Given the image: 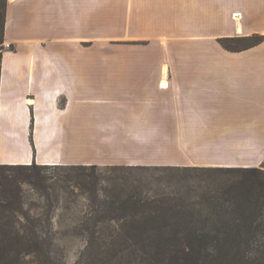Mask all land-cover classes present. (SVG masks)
I'll return each instance as SVG.
<instances>
[{
	"label": "crops",
	"instance_id": "obj_1",
	"mask_svg": "<svg viewBox=\"0 0 264 264\" xmlns=\"http://www.w3.org/2000/svg\"><path fill=\"white\" fill-rule=\"evenodd\" d=\"M94 13L95 0H6L0 164L264 162V40L218 52L240 66L204 62L207 39L264 35V0H134V38H147L134 66L93 65L82 44L95 38ZM175 38L202 49L178 60ZM79 139L92 151L79 153ZM152 140L197 141L169 142L159 155Z\"/></svg>",
	"mask_w": 264,
	"mask_h": 264
},
{
	"label": "trees",
	"instance_id": "obj_2",
	"mask_svg": "<svg viewBox=\"0 0 264 264\" xmlns=\"http://www.w3.org/2000/svg\"><path fill=\"white\" fill-rule=\"evenodd\" d=\"M6 0H0V69ZM262 36L218 38L231 51ZM231 42L246 41L243 47ZM74 171L86 187L87 211L76 234L74 264H258L264 261V169L261 166L111 165L160 169L165 176L117 175L97 186L96 164H0V264H68L56 247L49 212L25 210L22 184L50 206L48 168ZM172 176V177H171Z\"/></svg>",
	"mask_w": 264,
	"mask_h": 264
},
{
	"label": "rangeland",
	"instance_id": "obj_3",
	"mask_svg": "<svg viewBox=\"0 0 264 264\" xmlns=\"http://www.w3.org/2000/svg\"><path fill=\"white\" fill-rule=\"evenodd\" d=\"M133 1L134 0H95V38H93L92 41L88 40L83 42L82 44L83 46L88 48L93 47L94 66H118L123 63L126 66L135 65L134 55L135 52H137L138 50L135 51L134 47L138 46L139 48L140 46L147 44V38H134L132 27ZM124 17L126 20L125 23L123 22ZM123 31L125 32V34L120 37L119 34ZM253 34L262 36V41L264 40L263 34ZM175 39L176 42L173 43V50L174 53L180 57L174 58H177L178 60L189 59L191 58V56L195 55L198 51H201L202 49L201 42L198 44L195 42L193 43L188 41H177L188 39L192 40L194 38ZM228 42L231 46L237 48L243 47L246 44V41ZM205 47L206 55L209 56L208 58L206 57L204 59L206 66H240L243 58L237 55L224 54L222 52L226 51L235 53L239 51H246L247 49H249L245 48L239 51L228 50L219 43L218 38L213 39L210 42L207 39L205 42ZM221 50L222 52L218 53ZM250 58L251 60H256V58H253L252 56H249V59ZM175 63H177V61L174 62V65H176ZM88 141L89 140L86 139L78 140L77 151L79 153H88L92 151L93 147L91 144L87 145ZM152 141H155V143L161 145L160 147H158V154L165 155L167 152H172L169 148L165 147V144L169 142H180L188 145L190 143H195L197 140ZM82 145L87 146L83 148ZM185 151L187 152L186 149ZM96 165H98V168L96 169L97 178H99V182L97 184L98 187L107 185L105 180H107L108 178H115L117 175L119 176L123 173L132 178L131 180H133L134 177L143 175L165 176V174L171 175L178 173L174 170L169 171L154 168L124 170L118 168L112 169L111 165L116 164ZM259 166L264 169V162H262ZM43 172L48 177L45 184H48L50 186V188H48V192L50 193L51 197L50 206L44 204L45 198L39 190L33 188L28 184L23 183L22 195L25 199V210H27L28 213L32 216L49 212L52 222V228L57 235L56 247L59 252L63 255L65 261L68 264H74L80 250L84 245L82 237L76 234V230L79 226L83 214L87 211L88 193L86 191V187L77 182L76 178H74L75 175L73 170L67 168L52 167L43 170ZM258 264H264V261H261V263Z\"/></svg>",
	"mask_w": 264,
	"mask_h": 264
},
{
	"label": "built area",
	"instance_id": "obj_4",
	"mask_svg": "<svg viewBox=\"0 0 264 264\" xmlns=\"http://www.w3.org/2000/svg\"><path fill=\"white\" fill-rule=\"evenodd\" d=\"M5 46H6V47H9V44H8V43H6V44H5Z\"/></svg>",
	"mask_w": 264,
	"mask_h": 264
}]
</instances>
